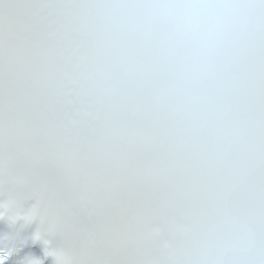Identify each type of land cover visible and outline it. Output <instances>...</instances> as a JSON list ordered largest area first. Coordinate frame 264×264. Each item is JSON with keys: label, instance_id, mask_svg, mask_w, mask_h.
Returning <instances> with one entry per match:
<instances>
[{"label": "snow or ice", "instance_id": "1", "mask_svg": "<svg viewBox=\"0 0 264 264\" xmlns=\"http://www.w3.org/2000/svg\"><path fill=\"white\" fill-rule=\"evenodd\" d=\"M4 214L55 264H264V0H0Z\"/></svg>", "mask_w": 264, "mask_h": 264}]
</instances>
